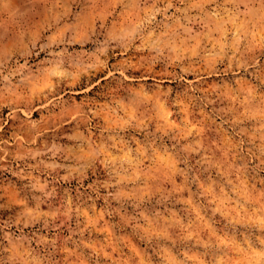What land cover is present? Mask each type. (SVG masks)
<instances>
[{"label":"rangeland","instance_id":"obj_1","mask_svg":"<svg viewBox=\"0 0 264 264\" xmlns=\"http://www.w3.org/2000/svg\"><path fill=\"white\" fill-rule=\"evenodd\" d=\"M0 264H264V0H0Z\"/></svg>","mask_w":264,"mask_h":264}]
</instances>
